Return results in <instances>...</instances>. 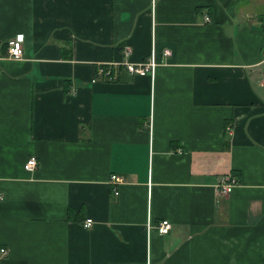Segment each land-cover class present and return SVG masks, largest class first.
I'll return each mask as SVG.
<instances>
[{
    "label": "crops",
    "instance_id": "0c3cea01",
    "mask_svg": "<svg viewBox=\"0 0 264 264\" xmlns=\"http://www.w3.org/2000/svg\"><path fill=\"white\" fill-rule=\"evenodd\" d=\"M263 22L264 0H0V264H264Z\"/></svg>",
    "mask_w": 264,
    "mask_h": 264
},
{
    "label": "built area",
    "instance_id": "2783aa9c",
    "mask_svg": "<svg viewBox=\"0 0 264 264\" xmlns=\"http://www.w3.org/2000/svg\"><path fill=\"white\" fill-rule=\"evenodd\" d=\"M205 21L208 22V18H205ZM264 24V22H263ZM23 36H17L14 39H11L6 44V57L13 60H22L23 59ZM125 55L129 56V49L126 47L125 49ZM170 55V52L168 50L164 51V56L167 57ZM125 71L130 76H153L154 69H155V61L154 58H151L147 62H142L139 64H130V63H124L123 64ZM116 67L114 64H104V65H98L96 67L94 80L99 78L104 81H113L116 79V75L113 73V68ZM226 134L231 135V128H226ZM37 166V161L35 158H29L27 162L24 165V169L28 172L34 171V169ZM110 182H112L114 185H119L122 182V179L117 176H112L110 179ZM236 185V180L234 178L225 177L223 178L219 185H218V195L221 197H228L231 193L232 189ZM114 195H117L116 189H114ZM4 200V197L0 194V202ZM83 228L86 230H89L93 226V221L91 219H87L82 224ZM155 229V231L159 235H166L169 230L171 229V224L167 220H163L161 222H158L155 226H152L150 224H147V230L148 233ZM8 255V250L5 248H0V260L6 258Z\"/></svg>",
    "mask_w": 264,
    "mask_h": 264
}]
</instances>
